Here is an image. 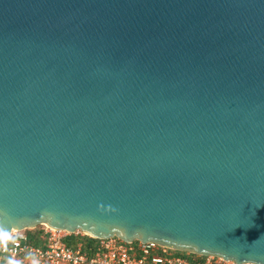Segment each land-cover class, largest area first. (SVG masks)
I'll use <instances>...</instances> for the list:
<instances>
[{"label":"water","instance_id":"1","mask_svg":"<svg viewBox=\"0 0 264 264\" xmlns=\"http://www.w3.org/2000/svg\"><path fill=\"white\" fill-rule=\"evenodd\" d=\"M40 225L264 264V0H0V236Z\"/></svg>","mask_w":264,"mask_h":264},{"label":"built area","instance_id":"2","mask_svg":"<svg viewBox=\"0 0 264 264\" xmlns=\"http://www.w3.org/2000/svg\"><path fill=\"white\" fill-rule=\"evenodd\" d=\"M43 226L39 245L31 242L29 229L2 234L0 257L23 259L25 264H237L224 257L189 253L152 241L127 242L118 236L96 238L81 230ZM71 236L80 239L71 244Z\"/></svg>","mask_w":264,"mask_h":264},{"label":"trees","instance_id":"3","mask_svg":"<svg viewBox=\"0 0 264 264\" xmlns=\"http://www.w3.org/2000/svg\"><path fill=\"white\" fill-rule=\"evenodd\" d=\"M44 232V226H39L35 229H29L28 230V233L31 237V242L35 245H39L41 244L40 241H39V237L43 234ZM80 238L79 237H76V236H71L68 238V241L71 243V244H74L77 240H79ZM91 241V240H90ZM96 239H92V242H95ZM1 258V257H0ZM1 260V259H0Z\"/></svg>","mask_w":264,"mask_h":264},{"label":"rangeland","instance_id":"4","mask_svg":"<svg viewBox=\"0 0 264 264\" xmlns=\"http://www.w3.org/2000/svg\"><path fill=\"white\" fill-rule=\"evenodd\" d=\"M0 259H1L0 260V264H25L23 259L22 260H18V259H9V258H3V257H1Z\"/></svg>","mask_w":264,"mask_h":264}]
</instances>
